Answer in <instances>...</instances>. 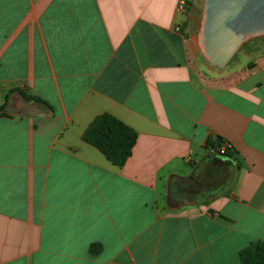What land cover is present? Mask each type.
I'll return each mask as SVG.
<instances>
[{"label":"crops","instance_id":"1","mask_svg":"<svg viewBox=\"0 0 264 264\" xmlns=\"http://www.w3.org/2000/svg\"><path fill=\"white\" fill-rule=\"evenodd\" d=\"M179 1L0 0V264H240L264 241V52L207 64ZM103 114L136 133L121 166L82 139Z\"/></svg>","mask_w":264,"mask_h":264},{"label":"water","instance_id":"2","mask_svg":"<svg viewBox=\"0 0 264 264\" xmlns=\"http://www.w3.org/2000/svg\"><path fill=\"white\" fill-rule=\"evenodd\" d=\"M259 38H264V0H205L197 46L207 64L223 69Z\"/></svg>","mask_w":264,"mask_h":264},{"label":"trees","instance_id":"3","mask_svg":"<svg viewBox=\"0 0 264 264\" xmlns=\"http://www.w3.org/2000/svg\"><path fill=\"white\" fill-rule=\"evenodd\" d=\"M25 101H35L47 105L36 96L27 95L14 89ZM6 102L0 106V117L6 115ZM82 139L96 147L114 165L121 166L131 153L136 141V133L130 127L109 114L98 116L84 131ZM100 250L99 244L89 247L91 253ZM240 264H264V241H255L239 252Z\"/></svg>","mask_w":264,"mask_h":264},{"label":"rangeland","instance_id":"4","mask_svg":"<svg viewBox=\"0 0 264 264\" xmlns=\"http://www.w3.org/2000/svg\"><path fill=\"white\" fill-rule=\"evenodd\" d=\"M191 1H193V4L196 6L200 14L204 8L205 0H191ZM262 48H264V38H259V40L251 42L247 44L244 48H242L240 53L237 54V56L233 59V61L229 65H237L239 63L247 62L249 61V59L256 58L255 55L259 53L260 50L261 52H264V49Z\"/></svg>","mask_w":264,"mask_h":264},{"label":"built area","instance_id":"5","mask_svg":"<svg viewBox=\"0 0 264 264\" xmlns=\"http://www.w3.org/2000/svg\"><path fill=\"white\" fill-rule=\"evenodd\" d=\"M187 0H180L179 1V8L182 9L186 5ZM234 149V146L229 142H223L218 147H216V151L221 156H227Z\"/></svg>","mask_w":264,"mask_h":264}]
</instances>
